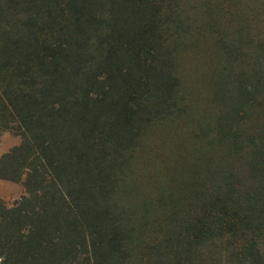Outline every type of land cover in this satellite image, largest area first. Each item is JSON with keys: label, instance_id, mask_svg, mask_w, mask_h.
Masks as SVG:
<instances>
[{"label": "trees", "instance_id": "1", "mask_svg": "<svg viewBox=\"0 0 264 264\" xmlns=\"http://www.w3.org/2000/svg\"><path fill=\"white\" fill-rule=\"evenodd\" d=\"M3 264H264V0H0Z\"/></svg>", "mask_w": 264, "mask_h": 264}, {"label": "rangeland", "instance_id": "2", "mask_svg": "<svg viewBox=\"0 0 264 264\" xmlns=\"http://www.w3.org/2000/svg\"><path fill=\"white\" fill-rule=\"evenodd\" d=\"M20 142V137L12 132H5L0 139V156L19 145ZM23 195H25L23 183H14L0 179V197L8 206H12ZM0 264H3L1 260Z\"/></svg>", "mask_w": 264, "mask_h": 264}]
</instances>
